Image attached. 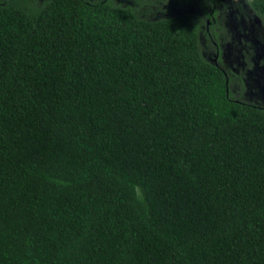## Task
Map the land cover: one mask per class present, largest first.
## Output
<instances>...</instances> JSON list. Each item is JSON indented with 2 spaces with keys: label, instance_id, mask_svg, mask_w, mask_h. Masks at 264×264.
I'll return each mask as SVG.
<instances>
[{
  "label": "trees",
  "instance_id": "trees-1",
  "mask_svg": "<svg viewBox=\"0 0 264 264\" xmlns=\"http://www.w3.org/2000/svg\"><path fill=\"white\" fill-rule=\"evenodd\" d=\"M199 31L0 0V264H264V112Z\"/></svg>",
  "mask_w": 264,
  "mask_h": 264
},
{
  "label": "flooded vegetation",
  "instance_id": "flooded-vegetation-1",
  "mask_svg": "<svg viewBox=\"0 0 264 264\" xmlns=\"http://www.w3.org/2000/svg\"><path fill=\"white\" fill-rule=\"evenodd\" d=\"M88 1H112L152 20L190 15L199 26L202 56L223 72L229 92L264 112V21L245 0Z\"/></svg>",
  "mask_w": 264,
  "mask_h": 264
},
{
  "label": "rangeland",
  "instance_id": "rangeland-1",
  "mask_svg": "<svg viewBox=\"0 0 264 264\" xmlns=\"http://www.w3.org/2000/svg\"><path fill=\"white\" fill-rule=\"evenodd\" d=\"M160 15H158L156 18H162V16H164L162 13Z\"/></svg>",
  "mask_w": 264,
  "mask_h": 264
}]
</instances>
